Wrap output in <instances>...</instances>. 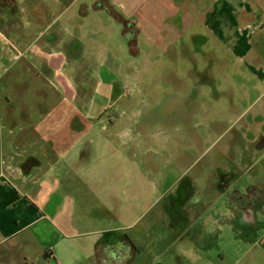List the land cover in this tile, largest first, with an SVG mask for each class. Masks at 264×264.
Listing matches in <instances>:
<instances>
[{
	"label": "rangeland",
	"instance_id": "rangeland-1",
	"mask_svg": "<svg viewBox=\"0 0 264 264\" xmlns=\"http://www.w3.org/2000/svg\"><path fill=\"white\" fill-rule=\"evenodd\" d=\"M188 1L0 0L8 4L10 16L26 4L20 14H35L37 32L45 33L35 51L41 59L38 65L31 66L27 59L32 56H22L18 49L13 55L6 49L1 59L0 73L6 67L0 97L8 93L14 101L16 118L21 121L15 127L25 124L23 107L29 121L39 127L40 138V129L52 126L59 128L62 139L64 127L68 130L67 123L76 112L94 127L89 131L93 133L86 134L87 141L71 135L72 150L59 152L60 176L55 180L59 193L79 202L83 212L77 214L91 218L90 228L122 227L141 234L140 229L147 226L152 234L160 235L179 220L173 209L182 204L173 200L187 177L198 171L207 177L211 160L220 168L212 178L233 167L234 162L228 165L222 152L240 161L235 172L241 173L242 182L264 178V152L254 150L253 145H240V150L230 125L233 114H240L249 99L244 90L255 96L259 81L205 22L210 21L206 6L211 0H191L189 8L182 7ZM186 9L184 26L169 18ZM195 18L199 21L191 32H182ZM42 24L48 27L44 30ZM194 31L203 32L207 40L192 38ZM173 42L176 47L169 49ZM196 44L202 50L217 51L226 60L215 66L213 74L218 78L213 84L204 74L196 75L208 65L203 52L197 47L193 51ZM56 48L62 49L68 61L58 59ZM193 56L198 64L192 63ZM237 62L242 67L236 65L234 70L232 64ZM26 64L29 70H23ZM216 84L219 91H226L219 97L214 95ZM9 137V142H16L17 136ZM33 150L38 158L44 154L42 146ZM199 157L201 161L193 167L192 161ZM65 164L70 166L67 173ZM41 187L43 197L50 186L43 182ZM212 203L221 205L222 211L227 208L222 199ZM253 227L241 218L235 220L233 231H224V237L210 247L211 257L216 258L221 249L236 256L235 249L224 242L239 240ZM102 256L109 261L107 252Z\"/></svg>",
	"mask_w": 264,
	"mask_h": 264
},
{
	"label": "crops",
	"instance_id": "crops-1",
	"mask_svg": "<svg viewBox=\"0 0 264 264\" xmlns=\"http://www.w3.org/2000/svg\"><path fill=\"white\" fill-rule=\"evenodd\" d=\"M189 1L182 7L189 8L192 5ZM25 5L18 6L15 15L10 16L11 12L6 11L8 4L0 2V65L4 53L8 52L6 49L12 55L17 49L22 56L30 58L31 55L32 59H27L31 66L40 63L35 51L40 48L39 42L45 33L42 29L37 32L39 20L35 14L26 17L20 14ZM206 8H209L210 21L205 22L216 38L240 64L247 65L259 81L257 94L250 97L246 88L243 93L249 99L240 114H233L230 125L235 129V140L240 150L241 146L250 148L253 145L254 150L264 152V0H211ZM188 10L169 15V18L184 26ZM85 14L86 18H91L90 11L86 10ZM198 21L199 18H195L187 28H182V32H191ZM24 22L31 24L25 26ZM42 25L44 30L48 27ZM192 38L207 40L201 31H194ZM172 47H176L174 42L168 48ZM196 47L207 56L208 62L202 73L196 75L204 74L213 84L218 78L213 74L215 66L226 60L219 57L217 51L202 50L197 44L193 51ZM184 49H187L185 43ZM54 50L50 51L56 52L60 61H68L61 48ZM51 56L48 58L50 65L53 63ZM192 63L198 64L194 56ZM239 63L232 64L231 68L242 67ZM5 67L0 73L1 83ZM23 70H29L27 64ZM216 87L217 84L214 87L216 97L226 92ZM7 94L0 97V264H264V178L257 180L263 187L260 200L251 209L249 219H241L255 227L239 240L224 242L235 249L236 256L221 249L216 258L211 257L210 247L217 243L218 237H224V231H233L234 222L242 217V212L232 203L227 204L225 211L218 203L213 204L214 200H224L223 194L215 186L217 179L202 177L200 171L188 177L187 184L194 192L182 198L178 196L182 205L173 211L179 220L161 230L160 235L152 234L153 229L148 230L147 226L140 229L141 234L138 230L127 232L122 227L90 228L91 218L84 213L77 214V211L83 212L79 202L59 193L56 188L55 180L60 176L59 152H68L73 143L64 140V136L59 138V128L52 126L41 128L43 137L40 138L37 135L39 127L35 128L29 121L25 107L22 108L25 124L15 127L21 121L17 120V108ZM66 129L65 126V133L61 135L67 133ZM9 136H17L14 137L16 142H9ZM37 142L44 151L40 158L33 150L39 147ZM192 162L195 167L196 160ZM233 162L232 168L236 171L240 161L233 159L231 164ZM63 167L67 173L69 164ZM43 182L48 183L50 190L41 197ZM258 205L260 207L255 209ZM103 251L110 254L109 261L102 256Z\"/></svg>",
	"mask_w": 264,
	"mask_h": 264
},
{
	"label": "flooded vegetation",
	"instance_id": "flooded-vegetation-1",
	"mask_svg": "<svg viewBox=\"0 0 264 264\" xmlns=\"http://www.w3.org/2000/svg\"><path fill=\"white\" fill-rule=\"evenodd\" d=\"M178 80V79H177ZM69 124L67 133L64 135V140H66L68 143L72 144L71 135L76 139H83L84 141L88 140V137L86 134L92 130L94 127H91V125L87 122H85L81 115L77 112L74 114L72 118L69 119ZM67 128V125H66ZM93 133V132H89ZM71 141V142H69ZM89 144V143H88ZM72 147V145H71ZM70 147V148H71ZM89 149V145H88ZM72 150V149H70ZM222 151V150H220ZM223 156L226 157V161L228 162V165L231 164L232 159L231 154L227 156V154L223 153ZM201 161V157L196 160V165L199 164ZM75 164V163H74ZM210 169L208 170V175H206L208 178H212V175L216 172H219L218 165L216 166V163L214 160L210 161L209 164ZM215 176V175H214ZM241 173L235 172L233 168L229 170L223 169L218 174L217 182L215 183V186L222 192V196L224 197V201L226 204L230 205L231 203L233 205H237V207L242 212V220L249 219L250 211L253 207H255L256 203L260 200L261 195L263 193V187L256 181V182H242ZM188 177L185 179V184L183 187L179 188L176 193H179V197H184L187 193L191 192V187L187 184ZM177 198L173 201V204L181 203V198Z\"/></svg>",
	"mask_w": 264,
	"mask_h": 264
},
{
	"label": "water",
	"instance_id": "water-1",
	"mask_svg": "<svg viewBox=\"0 0 264 264\" xmlns=\"http://www.w3.org/2000/svg\"><path fill=\"white\" fill-rule=\"evenodd\" d=\"M108 253V252H107ZM108 255H110L109 253H108ZM106 259V258H105ZM108 261V260H107Z\"/></svg>",
	"mask_w": 264,
	"mask_h": 264
}]
</instances>
